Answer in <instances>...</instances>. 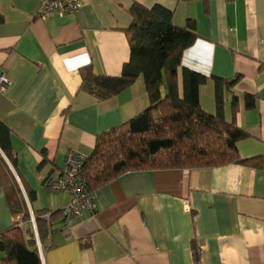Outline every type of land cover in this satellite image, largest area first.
I'll use <instances>...</instances> for the list:
<instances>
[{
    "label": "crops",
    "instance_id": "1",
    "mask_svg": "<svg viewBox=\"0 0 264 264\" xmlns=\"http://www.w3.org/2000/svg\"><path fill=\"white\" fill-rule=\"evenodd\" d=\"M40 1L0 0V72L10 82L0 92V121L11 131L16 169L4 159L31 217L69 202L68 191L43 184L67 151L89 155L97 134L147 104L141 78L102 101L79 89L80 66L120 75L134 1L169 9L177 26L195 20L198 37L181 65L206 77L199 87L205 112H215L213 77L242 74L233 89L235 123L247 137L235 146L258 163L125 172L96 189L92 212L51 232L41 264H264V0H80L74 13L39 18ZM245 94L255 96L253 109ZM224 109L229 118L228 100ZM1 171L0 231L20 217L9 210Z\"/></svg>",
    "mask_w": 264,
    "mask_h": 264
},
{
    "label": "trees",
    "instance_id": "2",
    "mask_svg": "<svg viewBox=\"0 0 264 264\" xmlns=\"http://www.w3.org/2000/svg\"><path fill=\"white\" fill-rule=\"evenodd\" d=\"M128 11L131 21L125 28V35L129 57L120 75H100L91 64L78 69L79 89L97 100L116 96L138 78L143 81L147 97L146 106L134 117L97 134L94 148L83 159L80 168L83 186L91 200H94L96 189L128 171L226 163L258 166L254 158H240L235 146L238 140L247 137L235 123L238 97L233 89L242 74L213 77L215 112H205L199 101V87L206 77L181 65L182 51L198 37L195 20L187 18L183 26H177L172 22L173 13L169 9L157 4L145 7L135 1ZM226 100L231 110L229 118L225 116ZM244 101L246 109L255 107L254 95L245 94ZM11 138V131L0 121L3 185L11 214L20 216L0 231V264H41L37 236L45 248L51 232L81 219L87 210H83L81 217L68 221L62 216L69 202L60 209L33 210L35 230L28 206L4 159L16 169L18 154ZM44 162L45 159L39 166ZM66 191L70 195V191ZM27 195L30 201L34 200L33 190ZM192 247L196 251L194 242ZM194 258L199 259L196 253Z\"/></svg>",
    "mask_w": 264,
    "mask_h": 264
},
{
    "label": "built area",
    "instance_id": "3",
    "mask_svg": "<svg viewBox=\"0 0 264 264\" xmlns=\"http://www.w3.org/2000/svg\"><path fill=\"white\" fill-rule=\"evenodd\" d=\"M81 7L80 0H41L37 11L39 18H45L52 13L62 15L67 12H76ZM10 85L6 76L0 72V92L5 91ZM85 156L75 151H67L64 163L57 174L46 182V185L53 191H70V201L63 208V216L66 219H76L82 216L83 210L93 211L95 205L91 200L90 194H87L83 186V177L81 173V164ZM184 208L189 210L187 202ZM31 220L36 230L34 218ZM39 255H42V246L37 241Z\"/></svg>",
    "mask_w": 264,
    "mask_h": 264
},
{
    "label": "water",
    "instance_id": "4",
    "mask_svg": "<svg viewBox=\"0 0 264 264\" xmlns=\"http://www.w3.org/2000/svg\"><path fill=\"white\" fill-rule=\"evenodd\" d=\"M37 240H38V238H37Z\"/></svg>",
    "mask_w": 264,
    "mask_h": 264
}]
</instances>
